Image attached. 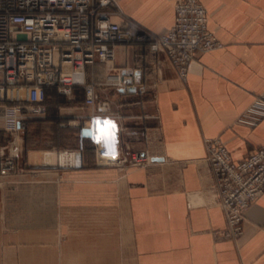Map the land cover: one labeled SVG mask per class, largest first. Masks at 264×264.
Instances as JSON below:
<instances>
[{
	"label": "crops",
	"instance_id": "obj_1",
	"mask_svg": "<svg viewBox=\"0 0 264 264\" xmlns=\"http://www.w3.org/2000/svg\"><path fill=\"white\" fill-rule=\"evenodd\" d=\"M179 1L116 0L121 13L111 18L163 34L174 23ZM200 1L219 45L196 53L184 81L163 54L156 64L145 43H133L125 53L116 47L113 74L121 67L130 71L124 88L134 86V92L102 84L105 71L96 63L85 70L88 83H100L92 105L85 104L82 87H73L70 99L46 87L44 101L35 104L44 112L20 114L15 132L0 110V155H13L18 166L0 176V264H264V193L246 211L239 236L214 239V229H226V223L204 147L205 140L219 139L236 161L264 144V114L251 120L248 113L254 103L264 105V0ZM2 104L8 114L16 105ZM104 122L111 124L110 135L95 145L89 130L107 128ZM101 151L116 157L108 163H119L101 164ZM136 156L141 164L127 163ZM164 164L173 165L171 178L161 174ZM15 173L27 174L33 197L28 241L22 240L20 215L6 199L11 189L4 183ZM117 173L128 187L132 241L156 245L152 251L100 252L95 247L101 243L95 236L100 206H88L93 215L87 222L85 204L65 200L80 184L111 180ZM41 198L43 217L36 214ZM89 228L93 234L86 237ZM110 241L116 243L115 237ZM25 244L29 252L22 251Z\"/></svg>",
	"mask_w": 264,
	"mask_h": 264
},
{
	"label": "built area",
	"instance_id": "obj_2",
	"mask_svg": "<svg viewBox=\"0 0 264 264\" xmlns=\"http://www.w3.org/2000/svg\"><path fill=\"white\" fill-rule=\"evenodd\" d=\"M174 11L173 25L155 34L113 21L111 17L121 13L116 0H0V110L8 130H18L20 114L44 112L35 104L44 101L46 87L56 88L68 99L73 87H82L85 104L92 105L100 83H88L85 70L96 63L105 71L102 84L126 87L122 72L127 69L121 67L113 74L117 46L125 53L129 44L145 43L149 59L158 64V55L163 54L184 81L196 53L209 51L219 42L208 28L207 10L200 0H180ZM137 89L143 92L144 86ZM10 90L14 96H9ZM6 101L16 103L9 114L2 104ZM248 113L256 120L263 116L264 105L256 102ZM88 135L99 145L95 130L91 128ZM204 147L225 217V235L237 237L246 211L264 193V144L236 161L219 139L205 140ZM128 162L141 164L143 158L136 156ZM17 169L13 155H0V176Z\"/></svg>",
	"mask_w": 264,
	"mask_h": 264
},
{
	"label": "rangeland",
	"instance_id": "obj_3",
	"mask_svg": "<svg viewBox=\"0 0 264 264\" xmlns=\"http://www.w3.org/2000/svg\"><path fill=\"white\" fill-rule=\"evenodd\" d=\"M14 104V102H10ZM119 163V160H115L112 163L104 164L107 167H112L115 164ZM130 164L129 162H127ZM117 168V167H116ZM120 168V167H118ZM173 165L164 164L161 174L165 175L167 178L172 177ZM15 177H9V181L5 182V188L11 189L10 197L6 198L7 200L11 199L10 203H13L15 210L12 211L16 215H20V230L22 235V240L28 241L30 236L29 225L31 223V217L35 214L31 210V204L33 197L30 194V186L27 181V174H14ZM120 174L117 173L116 177L108 180L104 179L96 183L91 181L85 182L77 186V191L69 193L66 195L65 200L68 204L76 205L79 203L85 204L84 216L87 222L91 219L93 212L88 206H91L92 202L100 206L99 212L96 213L99 216V226L98 235L100 237V245H95L102 253H116L124 256L127 253H136L141 252L142 248L149 247L148 251L156 249V245L143 246L141 244H134L133 231L130 227L131 224V213H130V198L127 194V183L120 178ZM1 186L3 183L1 181ZM4 187V186H3ZM76 188V187H75ZM83 190V191H80ZM80 193H79V192ZM137 195L135 198H139ZM44 198H41V202L38 203L39 216H44V206L46 205ZM12 206V205H11ZM34 206V205H33ZM93 230L91 228L85 230V235L92 236ZM225 235V229H214L213 237L216 239ZM112 237H115L116 243H113ZM224 245L217 246L218 252ZM22 251L29 252L28 245H24ZM85 252L92 251L91 246H85ZM146 251V249L144 250Z\"/></svg>",
	"mask_w": 264,
	"mask_h": 264
},
{
	"label": "bare ground",
	"instance_id": "obj_4",
	"mask_svg": "<svg viewBox=\"0 0 264 264\" xmlns=\"http://www.w3.org/2000/svg\"><path fill=\"white\" fill-rule=\"evenodd\" d=\"M9 96L10 97L11 96H14V91L10 90L9 91ZM49 158H50V160H54V154L50 155ZM73 158H74V160H75L76 163L79 162V156H78V154L75 157L73 156ZM114 158H116V157L114 155H112V154H105V153H103V151L99 152L98 159H99V162L101 164H105V163L111 162L112 160H114ZM59 159H60V161L65 162L66 157L63 155V156H60Z\"/></svg>",
	"mask_w": 264,
	"mask_h": 264
},
{
	"label": "snow or ice",
	"instance_id": "obj_5",
	"mask_svg": "<svg viewBox=\"0 0 264 264\" xmlns=\"http://www.w3.org/2000/svg\"><path fill=\"white\" fill-rule=\"evenodd\" d=\"M107 124V128H97L96 132L98 133V136L96 137L98 139V141L100 139H103L106 135H110V132L108 131V129L111 128V124L110 122H104Z\"/></svg>",
	"mask_w": 264,
	"mask_h": 264
},
{
	"label": "water",
	"instance_id": "obj_6",
	"mask_svg": "<svg viewBox=\"0 0 264 264\" xmlns=\"http://www.w3.org/2000/svg\"><path fill=\"white\" fill-rule=\"evenodd\" d=\"M130 74V71H125V72H122V76L125 77V75H129ZM136 77H137V81L136 83L138 84L139 80H140V76L139 74L137 73L136 74ZM131 91V92H134L135 91V87L134 86H131V87H128V88H122L120 89V91L124 92V91Z\"/></svg>",
	"mask_w": 264,
	"mask_h": 264
}]
</instances>
